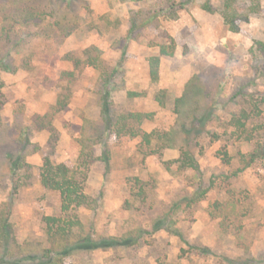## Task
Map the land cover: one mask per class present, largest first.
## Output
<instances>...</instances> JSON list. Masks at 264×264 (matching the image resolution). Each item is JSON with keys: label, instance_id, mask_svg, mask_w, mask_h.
I'll list each match as a JSON object with an SVG mask.
<instances>
[{"label": "rangeland", "instance_id": "rangeland-1", "mask_svg": "<svg viewBox=\"0 0 264 264\" xmlns=\"http://www.w3.org/2000/svg\"><path fill=\"white\" fill-rule=\"evenodd\" d=\"M4 4L0 0L3 45V19L9 17ZM40 4L47 15L24 27L21 46L11 51L17 70L1 73L0 212L6 209L10 215V255L25 256L18 264H264V170L255 165L227 182L222 175H231L239 166L238 153L252 145L226 137L213 140L207 133L224 132L241 107L232 98L238 91L264 96L259 44L264 43V0H235L229 12L238 31L225 21V0ZM173 41L174 55L161 57L155 80L150 59L163 46L170 50ZM106 79L117 112L146 115L139 127L162 140L148 148L142 136L105 135L101 105ZM192 81L196 87L182 116L176 103ZM196 100L201 115L212 112L205 132L194 141L200 171L179 170L175 161L186 141L182 123ZM173 131L178 134L172 139ZM225 148L234 157L230 166L220 159ZM152 149L157 152L151 154ZM12 155L27 163L15 178ZM47 156L83 177L88 205L70 214L86 233L97 241L130 236L132 242L48 253L54 247L45 218L63 212L60 194L41 183ZM14 179L21 188H15ZM212 180L208 196L187 208L184 199ZM141 183L146 185L144 200L135 197L139 190L134 186ZM233 197L241 204L232 205ZM176 203L183 205L170 223L182 236L167 230L169 221L161 224ZM221 203L225 211H215Z\"/></svg>", "mask_w": 264, "mask_h": 264}, {"label": "trees", "instance_id": "trees-1", "mask_svg": "<svg viewBox=\"0 0 264 264\" xmlns=\"http://www.w3.org/2000/svg\"><path fill=\"white\" fill-rule=\"evenodd\" d=\"M70 1V0H69ZM226 10L223 13L225 21L231 26V30L238 31L237 25L234 24L233 18L230 17L229 10L232 8V4L235 0H225ZM38 0H5L4 11L9 14V17L3 19L2 38L5 41L4 45L0 44V110L4 106V81L1 78L2 72L12 73L17 70L15 60L11 54V51L21 46L25 36L20 32H24L28 24L33 22L43 21V16L47 15V9L44 5H38ZM11 8V10H10ZM175 41L167 49L163 46L161 52L157 56H153L150 59L151 76L153 79H158L159 65L162 56H173L175 52ZM264 50V43L259 42ZM199 78H195L197 81ZM189 83L187 87V95L177 100V111L183 116L184 106L190 101L189 92L192 88L196 87V84ZM104 91L102 95L101 105V119L105 127V135L115 134L118 137L124 135H130L132 137L142 136L146 142L148 148L152 147L154 142L162 140L161 136L157 132L148 133L144 131L140 125L143 124L146 115L140 112H122L118 113L114 107L112 100V92L109 88L108 79L104 84ZM197 92L196 97L201 94ZM235 100H239L241 105L240 109L231 115V118L225 123V130L222 134L208 130L207 133L213 138L218 140L226 137L228 141H235L240 143H246L252 145V149L248 152L238 153L239 166L231 175L223 174L228 182L232 177L247 171L255 165H260L264 170V118H263V104L264 96H257L250 91L240 90L232 97ZM200 101L196 100L192 104V109L186 115L182 123V132L185 134V143L180 147L181 155L175 161L179 170H193L200 171V163L198 156L195 153L194 146H198L194 141H198V138L205 132L206 121L211 119L212 112L209 111L205 115H201ZM187 118L189 122H187ZM1 120V115H0ZM199 124V125H198ZM178 134L177 131L170 132L169 138H174ZM168 136V134H167ZM166 137V136H165ZM172 138V139H173ZM26 144V143H25ZM55 147V142L51 145ZM26 148V146H24ZM157 151L152 149L151 154ZM220 159L223 164L230 166L234 157L230 154L228 148L223 149L220 152ZM21 155L10 157V170L12 176H15L22 170L27 163L23 161ZM105 160L108 161L105 155ZM15 181V188H21V183ZM214 180L211 181V185L208 187H200L196 191L192 192L190 196L184 199V203L187 208L203 201L209 194V192L215 186ZM41 183L44 188L56 191L61 197V207L63 214L61 216H47L45 218V226L48 237L50 238L54 249H50L48 253L60 252L59 254H66L73 249H95L102 246L108 247L112 245H123L132 242L130 236L125 237H111L110 239L104 238L95 240L92 235L86 233L84 225L81 223L77 216L70 214L71 211L78 207L88 205V196L84 191V179L81 177L78 170H73L64 163L55 162L50 156L44 159L41 168ZM139 184V182L137 183ZM135 185V189L139 190L135 192L136 198L145 199L146 185ZM232 205H240V200L233 197ZM183 203H176L171 210L167 213L161 224H165L169 221L170 227L167 226V230L173 231V233L182 236L176 229L173 228L170 223L174 213L181 210ZM225 204H220L215 207V211H225ZM172 214V215H171ZM228 219V215H226ZM228 221V220H227ZM159 224L158 228H161ZM168 225V224H167ZM78 231L79 234L76 232ZM11 244V223L10 215L6 211L0 212V264H18L24 260V255H10L13 253ZM51 255H45L50 258ZM62 256V255H59ZM30 260L33 259L31 255L26 257Z\"/></svg>", "mask_w": 264, "mask_h": 264}]
</instances>
